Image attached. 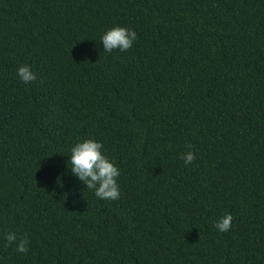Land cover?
I'll return each mask as SVG.
<instances>
[{"label": "trees", "instance_id": "16d2710c", "mask_svg": "<svg viewBox=\"0 0 264 264\" xmlns=\"http://www.w3.org/2000/svg\"><path fill=\"white\" fill-rule=\"evenodd\" d=\"M86 138L119 199L70 175ZM0 264H264V0H0Z\"/></svg>", "mask_w": 264, "mask_h": 264}, {"label": "clouds", "instance_id": "9594fccd", "mask_svg": "<svg viewBox=\"0 0 264 264\" xmlns=\"http://www.w3.org/2000/svg\"><path fill=\"white\" fill-rule=\"evenodd\" d=\"M137 40V33L131 27L115 25L106 29L99 36V44L103 52L111 53L113 50L126 52ZM17 78L24 84L33 82L37 78L29 64H20L16 68ZM103 145L93 138L77 140L69 148L67 160L70 167L67 168L70 175L80 182L84 188L93 192L100 200L112 201L120 197V188L117 178L120 176V169L103 152ZM178 158L184 165H189L194 159V153L189 150L178 154ZM231 214H224L214 220L212 227L219 232H226L231 227ZM5 245L15 243V251L20 254L28 252L29 240L26 235L17 236L14 232L4 234Z\"/></svg>", "mask_w": 264, "mask_h": 264}]
</instances>
